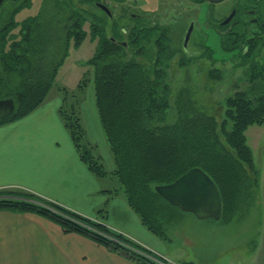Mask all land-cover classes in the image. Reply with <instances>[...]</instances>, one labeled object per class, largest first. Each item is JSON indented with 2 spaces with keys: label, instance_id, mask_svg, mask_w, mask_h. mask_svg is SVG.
I'll list each match as a JSON object with an SVG mask.
<instances>
[{
  "label": "trees",
  "instance_id": "obj_1",
  "mask_svg": "<svg viewBox=\"0 0 264 264\" xmlns=\"http://www.w3.org/2000/svg\"><path fill=\"white\" fill-rule=\"evenodd\" d=\"M90 1H79L78 7L73 0H51L47 9L43 6L38 14L18 21L16 16L30 8L32 0H4L0 7V100L13 101L14 111L0 124L29 115L45 101L68 43L79 45L86 37L87 24L96 47L78 88L83 90L90 78L94 84L95 106L114 161L109 175L116 178L119 192L143 225L166 240L155 223L159 202L179 209L162 199L156 186L169 185L189 170L199 168L219 192L221 214L226 197L234 194L237 201L250 187L251 177L245 169H252L253 157L244 131L251 125H264V64L252 63L243 88L235 87V96L226 100L225 120L233 124L230 132L221 128V141L215 117L197 103L189 86L172 89L170 66L162 65L164 58L171 59L166 29L135 30L128 39L118 33L107 35L99 27L102 22L96 26L92 21ZM246 38L242 35L222 39L221 50L233 53L239 49L243 56H252L257 43ZM208 74L214 82L221 80L216 68ZM58 90L64 99L74 98L75 92ZM71 106L76 110L74 104ZM66 110L64 106L61 113L80 159L98 178L105 177L101 166L93 163L97 157L79 117ZM226 180H233V193L228 196ZM253 181L258 182L256 177ZM149 204L150 214L144 210ZM2 210L38 214L57 224L63 233L82 235L138 263L155 264L143 255L149 251L113 233L105 224H95L34 194L0 190Z\"/></svg>",
  "mask_w": 264,
  "mask_h": 264
},
{
  "label": "rangeland",
  "instance_id": "obj_2",
  "mask_svg": "<svg viewBox=\"0 0 264 264\" xmlns=\"http://www.w3.org/2000/svg\"><path fill=\"white\" fill-rule=\"evenodd\" d=\"M50 1L32 0L31 7L22 10L16 19L21 21L38 14L43 6L46 9L49 7L47 2ZM73 1L75 6L79 7V1L83 0ZM127 1H137L141 14L152 15L159 9V0ZM162 1L157 22L160 29H166L169 38L168 47L171 59L168 61L167 58H164L162 65L170 66L168 75L172 81V89L176 91L182 86H189L190 90L194 92L197 103L202 106L205 112L215 117L217 127H219L218 135L223 141L221 128L230 132L233 124L232 121L225 120L226 100L235 96V87L243 88L250 75L252 63H256L258 66L264 64V33H260L253 26L247 29L246 40L257 43L252 56H243L239 49L233 53H225L221 50L219 38L208 30L206 11L208 8L211 9V20L217 21L223 16L227 7L226 3L209 6L206 3L198 4L197 1L189 3L185 0H178L173 4L172 2L169 4L165 0ZM190 23L194 28L188 43V55H186L183 51V43ZM84 29L86 37L79 45H75L73 41L68 43L66 56L58 68L54 86L45 101L50 102L55 97H59L57 88H64L69 93L75 92L73 93L74 98L70 99L69 103L74 104L76 110L74 112L73 109L71 110L72 106H66L65 103L66 112L68 114L71 112L79 117L78 112L80 111L82 118L79 121L81 120L83 126L89 130L86 118L91 114L94 115V119L98 118L94 100V84L90 78L83 90L79 91L78 85L87 71L88 61L94 54L96 41L90 38L87 24ZM262 32L264 31L262 30ZM213 68H216L220 73L221 80L218 82H214L209 77L208 73ZM251 126L255 127V125ZM251 126H248L244 131V138L246 144L253 147V159L257 160V167L253 162L251 170L245 169L251 177L250 187L246 188L245 195L244 192L242 196L240 195L239 199L242 200L237 199L238 202L234 200V194L231 197H226V204L219 220H198L190 213H183L159 202L158 219L155 223L161 227L163 235L172 240L167 243L171 248H175L174 251L177 250V254L185 255L197 264H264V135H260L261 132L256 133L255 130L249 128ZM257 126H263L264 129V125ZM94 138L89 135L90 142H96L92 153L94 156L96 155L97 160L93 163H97L98 167L101 166L102 171L105 172L103 178L111 177L113 181H116L114 176L109 175V172L114 168L110 171L100 141ZM258 166L260 171L257 169ZM258 175L259 181L255 184L253 178L256 177L257 180ZM226 181L224 188L228 196L233 193L231 190L233 180ZM116 183L117 181L113 184L114 188L111 191L114 195H119L120 189ZM241 185L245 189V184ZM149 206L150 204L144 209L148 214L152 212ZM154 209L155 204H153ZM90 220L95 224L101 223L98 219ZM105 227L107 226L105 225ZM150 253L143 255L147 258L157 259V262L150 259L155 264H169L164 258H158L153 252ZM184 262L187 263L188 260ZM170 264L178 263L170 262Z\"/></svg>",
  "mask_w": 264,
  "mask_h": 264
},
{
  "label": "crops",
  "instance_id": "obj_3",
  "mask_svg": "<svg viewBox=\"0 0 264 264\" xmlns=\"http://www.w3.org/2000/svg\"><path fill=\"white\" fill-rule=\"evenodd\" d=\"M57 91L59 97L44 101L29 115L0 124V190L34 194L82 217L98 219L108 229L145 251L153 252L158 258L178 264H197L185 255L177 254V250L174 251L175 248L167 243L171 239L163 240L143 225L124 195H114L111 191L116 181L111 177L98 178L88 169L80 159L61 113L65 103L66 106L72 104L69 98L64 99L58 88ZM78 113L81 119V112ZM80 123L91 151L96 142H90L89 135L100 141L111 171L114 168L113 157L99 117L94 119L91 114L86 118L89 130L81 120ZM249 128L264 135L263 126ZM250 149L254 158L253 147ZM256 161L253 159L257 167ZM257 169L260 171L259 166ZM258 178L259 175L257 181ZM186 260L187 263L184 262ZM0 264L141 263L82 235L63 233L57 224L38 214L2 210Z\"/></svg>",
  "mask_w": 264,
  "mask_h": 264
},
{
  "label": "flooded vegetation",
  "instance_id": "obj_4",
  "mask_svg": "<svg viewBox=\"0 0 264 264\" xmlns=\"http://www.w3.org/2000/svg\"><path fill=\"white\" fill-rule=\"evenodd\" d=\"M165 1L168 3L172 2L173 4L178 0ZM185 1L189 3L197 1L196 3L198 4L206 3L209 6L220 3L227 4L223 16L217 21L211 20V9L208 8L206 11V22L209 24L208 30L217 36L220 41L230 37L238 38L239 36L247 35V29L252 26L260 33H263L262 30L264 31V0H222L219 3H212L207 0ZM162 3L163 1L159 0L158 11L161 10ZM90 6L92 21L96 23V26L99 21L102 22V25L99 24V27L101 26V29L103 28L107 35L118 33V35L122 34L123 38L128 39L130 36H133L135 30L139 31L150 27L158 30L160 28L157 22L159 12L156 11L152 15L141 14L138 10L139 5L137 1L91 0ZM190 25L193 24L190 23Z\"/></svg>",
  "mask_w": 264,
  "mask_h": 264
},
{
  "label": "water",
  "instance_id": "obj_5",
  "mask_svg": "<svg viewBox=\"0 0 264 264\" xmlns=\"http://www.w3.org/2000/svg\"><path fill=\"white\" fill-rule=\"evenodd\" d=\"M219 3L222 0H207ZM4 0H0V7ZM193 25L188 28L183 50L187 51ZM14 103L11 100H0V120L7 119L13 114ZM156 193L173 207L184 213L194 215L198 220L221 217L222 203L219 192L212 180L199 168L189 170L169 185L155 187Z\"/></svg>",
  "mask_w": 264,
  "mask_h": 264
},
{
  "label": "built area",
  "instance_id": "obj_6",
  "mask_svg": "<svg viewBox=\"0 0 264 264\" xmlns=\"http://www.w3.org/2000/svg\"><path fill=\"white\" fill-rule=\"evenodd\" d=\"M162 258V257H161ZM149 259H152V260H154V261H156L157 262V259H154V258H149ZM169 264H170V262L169 261H167Z\"/></svg>",
  "mask_w": 264,
  "mask_h": 264
}]
</instances>
